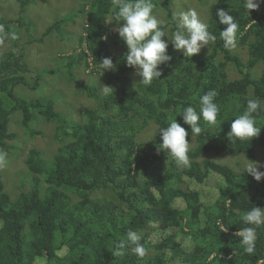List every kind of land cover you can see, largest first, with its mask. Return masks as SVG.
Wrapping results in <instances>:
<instances>
[{
	"label": "trees",
	"instance_id": "obj_1",
	"mask_svg": "<svg viewBox=\"0 0 264 264\" xmlns=\"http://www.w3.org/2000/svg\"><path fill=\"white\" fill-rule=\"evenodd\" d=\"M20 1L19 17H0V49L9 44L0 53L1 149L18 147L9 142L17 133L10 128L15 112H21L22 124L33 136L41 133L32 125L37 114L56 122L54 137L60 145L50 158L37 147L28 150L25 163L32 188L25 189L28 182L22 176L15 198L0 173V264H264V226L256 230L251 255L243 251L242 238L236 235L239 228L249 226L241 219L246 211L264 209V178L257 181L248 167L237 170L204 157L228 152L254 161L258 148L264 147V111L256 116L262 128L257 137L232 143L227 135L249 98L264 100V3L249 13L244 0H213L206 23L216 40L191 58L170 43L167 53L172 59L160 66L161 77L145 86L139 83L137 70L127 66L128 49L120 36L113 37L116 45L125 47L118 57L111 56L103 39L104 34L111 35L107 18L112 16V0H83L87 21L79 45L85 42L86 49L76 57L63 55L67 61L61 67L45 70L33 64L37 60L30 59L27 49L31 40L43 42L59 29V20L35 37L32 21L23 14L36 0ZM170 2L163 3L168 13L162 27L173 33ZM220 9L238 23L231 49H225L220 39V31L227 27L219 23ZM22 26L26 31L19 30ZM106 57L112 58L116 70L103 73L100 62ZM72 64L104 74L101 83L114 88L111 95L102 94V76L96 86L83 85L96 102L81 111L83 119L73 120L56 109L65 92L55 82L54 99H29L18 92L21 84L36 89L42 73H58L60 68L76 81ZM231 71L236 76L231 77ZM210 89L218 93L217 123L201 119L202 132L193 138L188 153L190 165L178 167L166 153L158 154L159 129L176 118L191 142L190 126L179 114L188 106L198 111L199 97ZM151 122L156 125L154 133L139 139L137 134ZM258 169L264 172V161ZM130 229L140 237L146 250L143 257L130 248L114 255L116 243L126 239Z\"/></svg>",
	"mask_w": 264,
	"mask_h": 264
},
{
	"label": "clouds",
	"instance_id": "obj_2",
	"mask_svg": "<svg viewBox=\"0 0 264 264\" xmlns=\"http://www.w3.org/2000/svg\"><path fill=\"white\" fill-rule=\"evenodd\" d=\"M264 0H244V7L249 13L258 9ZM219 23L227 27L220 31V39L223 41L225 49L235 47L238 31L236 18L229 11L220 9L217 11ZM172 20L175 23V30L169 35L162 27V22L154 14V4L152 0H112V20L116 25L113 31L117 32L122 41L126 44L128 51L124 59L128 67H134L136 75L141 77L145 86H150L154 79L161 77L160 66L169 62L172 57L168 55L169 44L178 51H182L185 57L191 58L207 47L210 42L216 40V36L209 32V25L201 18L200 13L194 8L173 13ZM108 22V23H111ZM122 22V23H121ZM1 29V28H0ZM167 35L168 39L163 37ZM107 39V37H105ZM103 73L108 70H116V65L112 58L106 57L100 62ZM101 92L104 95H111L114 88L107 84H101ZM218 93L215 89H210L198 100V108L188 106L183 108L180 116L183 122L190 126L191 142L187 139L189 133L176 118L168 122L166 127L159 129L161 143L157 145V152L166 153L172 157L178 167H188L190 165V145L194 137L202 132L201 119L211 125L217 123L219 106L215 102ZM264 111V100L259 97L249 98L243 112L232 120L228 138L234 143L236 140H251L261 132V127L257 126L256 116ZM8 153L0 149V167L7 164ZM257 181L264 178V172L258 166L247 168ZM241 219L247 227L239 228L236 233L241 237L240 244L246 254H254L256 249L257 228L264 226V209L253 207L246 211ZM222 231H228L223 230ZM130 250L140 257L145 255V248L140 243L139 235L129 230L127 238L116 243L114 255H122L123 249Z\"/></svg>",
	"mask_w": 264,
	"mask_h": 264
},
{
	"label": "rangeland",
	"instance_id": "obj_3",
	"mask_svg": "<svg viewBox=\"0 0 264 264\" xmlns=\"http://www.w3.org/2000/svg\"><path fill=\"white\" fill-rule=\"evenodd\" d=\"M165 1L166 0H152L154 4V14L162 23L167 19L168 13L167 9L163 6ZM212 1L213 0H171L169 5L174 13H179L188 8H194L200 13L204 22H207L209 18L207 9ZM83 2V0H47L46 2L36 0L26 6L23 19H27L30 22L32 21L31 31L34 32L35 37H40L42 32L45 31V28L52 24L56 18L60 23L59 29H54L43 42L31 40V45H29L27 51L30 52V59L33 57L37 60L33 62V64L42 66L44 70L45 68H56L58 65L61 67V65L67 61L65 57H62L63 55L68 54L76 57L80 50L86 49L85 42L81 46L79 45V41L82 40V37L85 35L87 21L86 12L82 10ZM21 4L22 2L20 0H0V17H19ZM111 17V15L108 16V22H111ZM109 24L111 25V30L109 31L111 35L104 34L103 39L109 44L111 56L118 57L120 55L119 51L125 49V47H123V45H116L113 41V37L118 35L117 32L113 31L116 22L113 21ZM26 29V26L19 28L21 32L26 31ZM60 29L61 32L58 33ZM165 31L169 35L172 34L169 28ZM105 37H107V39H105ZM163 39L167 40V35H165ZM207 47L202 48L198 54L206 52ZM7 48H9V44L6 42L0 49V53ZM243 50V54L246 57L247 50H245V48H243ZM72 65L74 66L72 73L76 81L70 79V75L65 68H60L61 72L58 70V73H42L40 85L36 89L31 87V85L21 84L18 88V92L29 99L36 97H43L49 100L54 99L58 93L53 86L55 82V87L57 86L65 92L64 98L55 103L56 109L62 111L73 120L83 119L84 116L81 111H83L84 108L96 105V102L84 92V87L82 88V86H96L98 79L102 75L97 74V72L94 73L90 68H86L82 64ZM260 71L261 69L258 68L257 73ZM230 76H236V72L231 71ZM103 77L104 74L99 81L101 87ZM11 119L14 121L11 122L10 128L17 133L16 137L13 138V140H9V142L15 143L18 147L7 152V164L0 167V173L3 175L8 193H10L12 198H15L18 194L17 185L21 183L22 176H25L24 179L28 182L25 189L30 190L32 188V176L28 173L29 170L25 163L28 150L32 147H37L46 158H50L56 152L60 143L54 137V133L57 132L55 131L56 122H47L43 116L37 114L32 125L38 128L41 133L33 136L25 130L22 124L21 112L13 113ZM155 127L156 125L152 122L147 124L145 128L137 134V137L139 139L149 138L150 135L154 133ZM204 157H211L221 162H227L234 165L235 169L240 170L241 168H247L249 166H259V164L264 161V147L261 146L258 148L257 159L254 161H250L245 155L234 156L228 152H223L222 154H206Z\"/></svg>",
	"mask_w": 264,
	"mask_h": 264
}]
</instances>
